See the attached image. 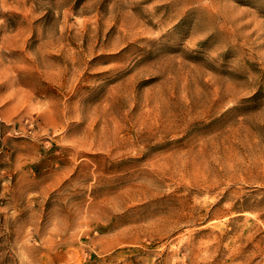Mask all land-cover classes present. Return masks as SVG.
Here are the masks:
<instances>
[{
  "label": "rangeland",
  "instance_id": "obj_1",
  "mask_svg": "<svg viewBox=\"0 0 264 264\" xmlns=\"http://www.w3.org/2000/svg\"><path fill=\"white\" fill-rule=\"evenodd\" d=\"M0 264H264V0H0Z\"/></svg>",
  "mask_w": 264,
  "mask_h": 264
}]
</instances>
